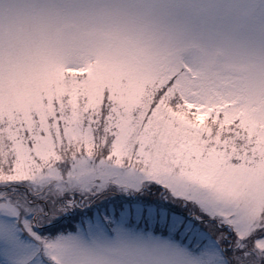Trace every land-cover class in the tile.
Instances as JSON below:
<instances>
[{"label":"snow or ice","instance_id":"obj_1","mask_svg":"<svg viewBox=\"0 0 264 264\" xmlns=\"http://www.w3.org/2000/svg\"><path fill=\"white\" fill-rule=\"evenodd\" d=\"M0 264H264V0L0 17Z\"/></svg>","mask_w":264,"mask_h":264},{"label":"clouds","instance_id":"obj_2","mask_svg":"<svg viewBox=\"0 0 264 264\" xmlns=\"http://www.w3.org/2000/svg\"><path fill=\"white\" fill-rule=\"evenodd\" d=\"M24 2L25 0H0V3L4 5L3 11L0 12V17H2L5 22L10 19H15Z\"/></svg>","mask_w":264,"mask_h":264}]
</instances>
